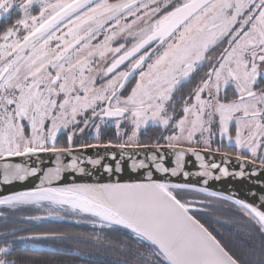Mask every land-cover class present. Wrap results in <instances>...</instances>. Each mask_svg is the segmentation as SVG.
<instances>
[{"label":"snow or ice","instance_id":"snow-or-ice-1","mask_svg":"<svg viewBox=\"0 0 264 264\" xmlns=\"http://www.w3.org/2000/svg\"><path fill=\"white\" fill-rule=\"evenodd\" d=\"M13 12L0 30V158L37 166L4 163L0 183H39L0 194L4 224L35 209L129 230L146 245L136 264H240L193 214L205 201L189 197L236 205L264 237V0H0V19ZM201 68L176 113L174 92ZM109 124L119 142L74 140L89 128L102 140ZM149 128L159 134L143 142ZM43 154L54 167L39 166ZM101 173L108 182H87ZM229 179L252 185L246 199L210 187ZM25 230L0 232V264H21V241L85 239ZM249 257L264 264V244Z\"/></svg>","mask_w":264,"mask_h":264},{"label":"trees","instance_id":"trees-1","mask_svg":"<svg viewBox=\"0 0 264 264\" xmlns=\"http://www.w3.org/2000/svg\"><path fill=\"white\" fill-rule=\"evenodd\" d=\"M6 21L7 19H4L1 27L6 25ZM178 91H186V89L179 88ZM189 94L190 92L183 97ZM101 132L102 140L94 139L92 136L84 143L96 144L106 142L108 139H112L114 143L119 142L114 135L116 132L114 125L105 126ZM154 134L159 132L155 128H149L147 135L142 134V138L148 142V137ZM222 150L235 151L226 143ZM189 198L205 201L204 204L197 205L201 210L194 211L193 214L201 219L217 239L240 260V264H249L250 250L264 244V237L250 225L246 213L227 201L212 200L209 206L208 198L205 196ZM29 217L43 218L30 220ZM218 217L228 222H222ZM6 226L26 229L17 233L18 236L24 237L50 231L85 237V239L39 238L21 241L16 245L13 253V258L20 260L21 264L27 262L30 264H136L140 260L138 254L146 251V245L124 229L69 221L62 217H48L45 212L35 209H25L12 214L8 225L0 219V232H3Z\"/></svg>","mask_w":264,"mask_h":264},{"label":"water","instance_id":"water-1","mask_svg":"<svg viewBox=\"0 0 264 264\" xmlns=\"http://www.w3.org/2000/svg\"><path fill=\"white\" fill-rule=\"evenodd\" d=\"M3 20L4 19H0V23ZM87 154L91 155L92 151L89 150ZM187 159L189 161L188 170L193 171V172L198 171L199 170L198 162L195 160V158L189 155ZM41 160L44 161V163H41L39 165L41 168L47 169V168L54 167L55 156L50 155V154H43L41 156ZM4 163H20V164H24L25 167H29V168L37 166V162L35 161V158H29V159H25L23 157H15V158H8V159L0 158V172H2V165ZM137 178L139 177H137L136 173H126L123 177H121L122 181H125V180L131 181ZM0 179H2V176H0ZM97 180H99V182L101 183H105V182H108V177L106 174H102V173L94 174L92 178H89L87 180V182H96ZM180 182H184V181H180ZM187 182L197 183V179L190 177L188 178ZM38 183H39L38 178L34 176H30L28 179H26L23 182H12L10 184L0 183V194H7L13 191H20V190L32 188L36 186ZM210 187L213 190H221L225 192H227L229 189L239 190L242 192L241 198L246 199L247 197L244 194L247 193V191L252 187V185H250L247 181H233L229 179V180H224V181L217 182V183L210 182ZM255 190L257 192L260 191L259 188H256ZM248 202H252V201L249 200ZM121 229H124V228H121ZM124 230L129 231L127 229H124Z\"/></svg>","mask_w":264,"mask_h":264},{"label":"rangeland","instance_id":"rangeland-1","mask_svg":"<svg viewBox=\"0 0 264 264\" xmlns=\"http://www.w3.org/2000/svg\"><path fill=\"white\" fill-rule=\"evenodd\" d=\"M19 15H21L19 12H13L11 18L10 19H7L6 25H4V26L1 27V24H2V22L4 20L0 23V30H3V28L5 26H10L12 24L13 20L16 19V18H18ZM178 94H179V92H178ZM180 94L181 95H184L183 93H180ZM181 95H179V96H181ZM172 103L174 104V106L176 105L173 101H172ZM178 105H179L180 108H175L174 109L176 113H178L177 111L179 109H181V107L183 106V100L182 99H181V101H178ZM172 111H173V109L171 108V110H170V108H169V112H172ZM104 127H105L104 125L101 126V130L102 131H103V128ZM165 134H167V133H165ZM92 136L94 137V130H92V129H86L85 130V133L82 136L76 137V138H74V140L75 139H79V140H82L83 142H85L86 140L90 139ZM66 139H67L66 133H64V132L59 133L58 134V137H57V144H56V146H60V145H64V146L66 145L67 146ZM142 141L146 142V140H143V138H142ZM64 146H62V147H64ZM218 218H220V217H218ZM218 218H214V219H217L218 220ZM67 219L69 221H76V222L88 223L87 222V218H82V217L67 218ZM219 220L222 221V222H228V221H226V220H224L222 218H220Z\"/></svg>","mask_w":264,"mask_h":264},{"label":"flooded vegetation","instance_id":"flooded-vegetation-1","mask_svg":"<svg viewBox=\"0 0 264 264\" xmlns=\"http://www.w3.org/2000/svg\"><path fill=\"white\" fill-rule=\"evenodd\" d=\"M204 71H206V69L201 68L198 72H196L194 74V76L191 79H189V80L181 83V85L178 86V88H177L178 90L180 88L181 90L186 89V91H178V90H176L174 92V94H173V100L172 101L176 104L175 105V108H180L179 105H178V101H181V98L184 96V95H181L180 93L187 94V93L191 92V89L193 87H195V85L199 82V80L201 78V75H202V73ZM177 91L179 92V94H178ZM231 91H232L231 88H229L228 89L229 95H231ZM179 95H181L182 97L179 96ZM185 97H187V95ZM170 110H171V108H170ZM179 111H180V109L177 112L179 113Z\"/></svg>","mask_w":264,"mask_h":264}]
</instances>
